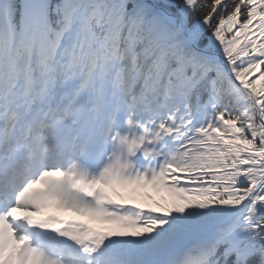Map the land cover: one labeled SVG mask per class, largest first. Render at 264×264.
Segmentation results:
<instances>
[{
	"label": "snow or ice",
	"instance_id": "snow-or-ice-1",
	"mask_svg": "<svg viewBox=\"0 0 264 264\" xmlns=\"http://www.w3.org/2000/svg\"><path fill=\"white\" fill-rule=\"evenodd\" d=\"M0 264H264V0H0Z\"/></svg>",
	"mask_w": 264,
	"mask_h": 264
}]
</instances>
